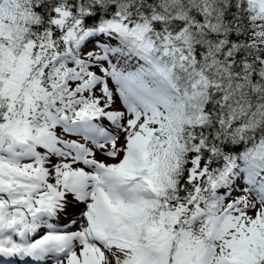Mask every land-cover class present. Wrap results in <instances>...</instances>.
Here are the masks:
<instances>
[{
	"label": "snow or ice",
	"instance_id": "6c2138e0",
	"mask_svg": "<svg viewBox=\"0 0 264 264\" xmlns=\"http://www.w3.org/2000/svg\"><path fill=\"white\" fill-rule=\"evenodd\" d=\"M0 264H264V0H0Z\"/></svg>",
	"mask_w": 264,
	"mask_h": 264
},
{
	"label": "rangeland",
	"instance_id": "374dc122",
	"mask_svg": "<svg viewBox=\"0 0 264 264\" xmlns=\"http://www.w3.org/2000/svg\"><path fill=\"white\" fill-rule=\"evenodd\" d=\"M74 230V229H73Z\"/></svg>",
	"mask_w": 264,
	"mask_h": 264
}]
</instances>
